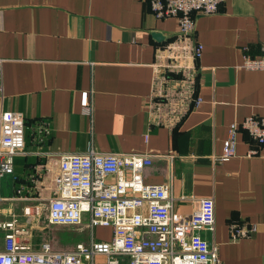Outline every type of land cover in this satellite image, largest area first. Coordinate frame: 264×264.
Segmentation results:
<instances>
[{
    "label": "crops",
    "instance_id": "obj_1",
    "mask_svg": "<svg viewBox=\"0 0 264 264\" xmlns=\"http://www.w3.org/2000/svg\"><path fill=\"white\" fill-rule=\"evenodd\" d=\"M177 35V20L156 19L147 0H0V113L25 121L24 149L0 179V252L6 223L40 248L41 218L23 209L46 205L61 156L93 149L151 156L143 181L171 184L176 221L212 197L214 232L202 236L217 244L222 264H264V145L240 131L235 157L214 161L230 125L264 119V71L240 69L245 56L264 58V0H224L217 13L197 17L191 44L202 46L201 56H186L194 64L187 81L162 71L158 98L157 56ZM84 92L91 117L81 112ZM38 126L49 129L42 141ZM230 225L255 231L232 242Z\"/></svg>",
    "mask_w": 264,
    "mask_h": 264
},
{
    "label": "built area",
    "instance_id": "obj_2",
    "mask_svg": "<svg viewBox=\"0 0 264 264\" xmlns=\"http://www.w3.org/2000/svg\"><path fill=\"white\" fill-rule=\"evenodd\" d=\"M147 1L156 19L175 18L178 22L176 40L157 56L159 62L154 72L155 80L160 78V86L156 96L161 98L165 97L161 89L165 81L162 71L183 72L190 68L186 66V56L193 61L201 56L202 46L191 44L196 18L217 13L224 0ZM186 41L188 46L184 44ZM240 69L264 71V58L245 56ZM2 97L3 68L0 61ZM200 103L201 100L196 98L192 105L196 107ZM92 110L91 93L84 92L81 112L91 117ZM24 130L22 114L0 113V179L14 172V158L24 149ZM240 131H245L259 147L264 145V119L248 117L240 124L230 125L222 154L214 161L227 162L235 157ZM35 132L40 141L49 135L45 126H38ZM254 155L256 151L251 149L248 157ZM151 164L148 155L102 154L93 149L83 154L61 156L52 196L46 199L47 225L87 230L90 238L76 244L70 251H53L48 242L35 249L30 232L6 223L1 225L7 233L4 251L0 252V264H222L217 244L202 236L203 232H214L213 198L197 200L196 211L189 218L176 221L171 211L175 200L171 184L151 186L143 181L141 171ZM40 206H26L23 213L37 217ZM96 228L110 229L111 239L96 240ZM254 231V227L245 230L230 225V241L237 242Z\"/></svg>",
    "mask_w": 264,
    "mask_h": 264
},
{
    "label": "rangeland",
    "instance_id": "obj_3",
    "mask_svg": "<svg viewBox=\"0 0 264 264\" xmlns=\"http://www.w3.org/2000/svg\"><path fill=\"white\" fill-rule=\"evenodd\" d=\"M190 69H193L194 64L188 65ZM189 70L184 69L183 73H180L181 78L187 81ZM179 74V73H177ZM189 87L191 85L187 84ZM194 85V79H193ZM192 90V87H191ZM41 218V225L44 227L40 232L34 234L35 241L48 242L53 251L63 252L70 251L75 248V245L81 242H87L90 238L89 231H80L79 228L68 229L65 227L48 226L46 221V209L45 206H40V214L37 216ZM110 237L109 232L103 228H96L94 238L98 241H108Z\"/></svg>",
    "mask_w": 264,
    "mask_h": 264
},
{
    "label": "water",
    "instance_id": "obj_4",
    "mask_svg": "<svg viewBox=\"0 0 264 264\" xmlns=\"http://www.w3.org/2000/svg\"><path fill=\"white\" fill-rule=\"evenodd\" d=\"M155 37H156V38H160V35L156 34Z\"/></svg>",
    "mask_w": 264,
    "mask_h": 264
}]
</instances>
